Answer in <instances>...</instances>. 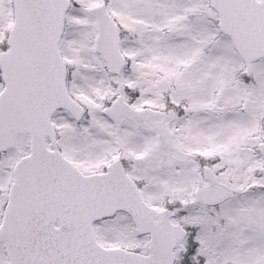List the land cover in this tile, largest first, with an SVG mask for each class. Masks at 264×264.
I'll list each match as a JSON object with an SVG mask.
<instances>
[{
    "label": "snow or ice",
    "instance_id": "1",
    "mask_svg": "<svg viewBox=\"0 0 264 264\" xmlns=\"http://www.w3.org/2000/svg\"><path fill=\"white\" fill-rule=\"evenodd\" d=\"M0 264H264V0H0Z\"/></svg>",
    "mask_w": 264,
    "mask_h": 264
}]
</instances>
